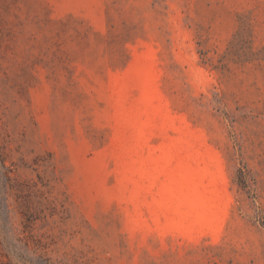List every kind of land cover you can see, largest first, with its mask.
<instances>
[{
    "label": "rangeland",
    "instance_id": "374dc122",
    "mask_svg": "<svg viewBox=\"0 0 264 264\" xmlns=\"http://www.w3.org/2000/svg\"><path fill=\"white\" fill-rule=\"evenodd\" d=\"M0 264H264V0H0Z\"/></svg>",
    "mask_w": 264,
    "mask_h": 264
}]
</instances>
